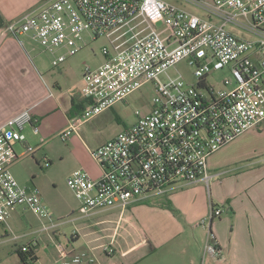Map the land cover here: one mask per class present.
<instances>
[{"label": "built area", "instance_id": "2783aa9c", "mask_svg": "<svg viewBox=\"0 0 264 264\" xmlns=\"http://www.w3.org/2000/svg\"><path fill=\"white\" fill-rule=\"evenodd\" d=\"M178 1L196 12L163 0H46L0 31V37L27 36L50 53L64 48L53 68L87 46L84 33L90 42L108 41L110 47L101 49L103 63L82 71L86 107L69 121L62 141L143 87L155 92L148 113L135 111L133 125L89 152L100 171L97 179L81 170L67 177L83 215L125 209L176 183L208 187L214 177L208 159L264 122V0ZM181 62L193 68L194 84L181 75L168 76ZM214 73L223 75L216 87L208 83ZM27 125L38 134L29 111L0 127V229L18 207L49 218L38 191L20 186L10 172L36 150L22 134ZM17 144L23 146L20 154L13 149ZM42 164L49 167L47 159ZM221 212L211 206L201 223L208 227ZM34 246L19 251L25 254ZM98 248L113 253L112 243ZM95 249L87 247L56 264H96ZM203 250L212 257L221 253L211 233Z\"/></svg>", "mask_w": 264, "mask_h": 264}, {"label": "crops", "instance_id": "0c3cea01", "mask_svg": "<svg viewBox=\"0 0 264 264\" xmlns=\"http://www.w3.org/2000/svg\"><path fill=\"white\" fill-rule=\"evenodd\" d=\"M44 1L0 0V31ZM37 58L24 49L18 37H0V127L29 111L39 128L37 135L32 133L30 125L23 128V131L29 128L30 134L23 131L22 134L26 143L36 150L10 170L21 165L23 182H30L38 191L49 213V218H34L33 221L37 222L35 228L26 216V209L18 207L12 211L0 229V264H23L17 251L29 243H35L31 250L36 264H56L87 247L96 248V264H264V152L255 148L258 145L264 147V135L253 131L256 128L225 146L229 147L231 155L227 162L218 164L214 159L208 164L209 172L214 176L208 187L202 182L176 183L167 186L162 193L152 192L131 201L125 209L96 210L87 215L80 212L79 203L69 189L71 196L66 199L52 193L43 196L36 186L41 184L40 172L46 169V174L52 177L63 160L69 158L67 153L59 154L54 146L49 147V142L58 140L64 152L69 150L66 144L75 145L77 139L91 161L86 160L75 167H81V171L97 179L100 171L89 152L135 123L136 118L124 122L116 110L132 102L134 94L139 91L84 122L76 133L62 141L60 135L69 121L86 107L80 94L82 73L74 81L61 77L67 75L70 67L65 65L66 59L62 64L63 74L53 73L47 78V72H40L41 64ZM55 58L53 56V60ZM103 61L104 58L99 65ZM149 111L150 107L142 112ZM108 120L115 122L113 131L96 144L87 146L78 130L90 122ZM41 128L49 134L54 133L46 142L44 151ZM258 128H264V122ZM13 149L16 154L23 152L21 144ZM43 159L49 161L48 168H41ZM76 170L65 172V181ZM211 206L222 212L207 227L201 222L209 216ZM40 233L42 237L39 238ZM209 233L221 251L219 257L204 253ZM110 243L113 249L110 255L98 248ZM40 250L41 256L36 253Z\"/></svg>", "mask_w": 264, "mask_h": 264}, {"label": "rangeland", "instance_id": "374dc122", "mask_svg": "<svg viewBox=\"0 0 264 264\" xmlns=\"http://www.w3.org/2000/svg\"><path fill=\"white\" fill-rule=\"evenodd\" d=\"M166 3L173 4L175 6L183 7L186 10H189L193 13H195V9L189 6H185L182 3H180L178 0H163ZM83 40L88 43L86 47H84L79 53H77L74 56L68 57L67 62L65 65H69L66 74L61 77L66 78L68 80H76L79 78L80 73H82L83 69L88 66L92 69H94L96 66L100 64V62L103 59V56L101 55V49L103 47L109 48L108 41L103 38H97L94 41H89V35L84 33L82 35ZM18 39L23 44L24 49L32 56V57H38L37 59L40 61L39 70L41 73L47 72L46 77L50 78L53 73L61 75L63 74V65H61L59 68H53L51 65V62L53 60V56L57 57L59 55H63L66 53V50L64 48L58 49L55 53H50L48 51H44L42 47H40L36 42L31 41L27 36H18ZM54 54V55H53ZM43 71V72H42ZM168 76L174 78L178 75H181L184 79V81L188 84H194L196 82L195 78L193 77V68L189 67L187 62H181L178 65H176L173 69L168 70L167 72ZM45 77V79H46ZM223 75L222 73H214L210 79H208V83L210 85H213L216 87L220 80L222 79ZM155 96V92L152 87L145 86L143 87L139 93L134 94L133 101L128 102L127 106H125L122 109L116 110L118 112V116L124 121V122H131L135 116L134 112L139 111L143 113L142 111L145 108H149L151 106V102L153 97ZM82 126V125H81ZM115 128V122L113 120L108 121H98V122H90L89 124H86L84 126V129H79L78 133L80 134L81 139L87 146H92L93 144H96L102 137L105 135L110 134L113 129ZM253 131L262 132L264 135V128H256ZM24 134L28 135L30 134L29 128H25L23 131ZM54 133H47L43 128H41V140L45 141V143L53 136ZM43 145L42 151L46 149L47 143ZM69 148L67 151H62L61 147L59 146L58 140H52L49 142V147L54 146L56 151L59 154L67 153L69 155L68 160H63V162L60 164V167L55 170L52 177H49L46 174V169H43L40 172L41 176V184H36L42 192V195L45 196L48 193L54 194L58 198L66 199L67 197L71 196L70 191L68 190L66 186L65 176L64 173L68 172L73 169L83 170L81 167H75L76 164L82 165V162L84 161H91L89 157L86 156L84 153V150H81V147H83L80 142L76 139V144L73 145L71 143L66 144ZM256 150L259 152H264V147L261 145H258L255 147ZM83 149V148H82ZM229 147H225L221 150H219L217 153L213 154L212 158L208 159V164L213 162L215 159L218 164H221L222 162H227L228 157H231L230 151L228 150ZM41 151V152H42ZM43 164L41 163V168ZM21 168L20 166H15L10 170L11 175L14 176L13 178L16 179V182L22 187H26L27 189H33L32 184L30 182H23L22 178L23 175H21V172L19 170ZM29 179V178H28ZM26 216L30 219L31 225L37 227V222H34V218L37 216L31 213L27 210ZM39 218V217H38ZM41 236V233L39 234V238ZM42 237V236H41ZM35 238H38L37 236ZM40 247H41V241H40ZM1 253V252H0ZM36 253L40 254L41 256V250L36 251Z\"/></svg>", "mask_w": 264, "mask_h": 264}, {"label": "trees", "instance_id": "16d2710c", "mask_svg": "<svg viewBox=\"0 0 264 264\" xmlns=\"http://www.w3.org/2000/svg\"><path fill=\"white\" fill-rule=\"evenodd\" d=\"M17 254H18L20 260L23 262V264H28V262L34 263L37 261L35 255L32 251H29L25 254L21 253L20 251H17Z\"/></svg>", "mask_w": 264, "mask_h": 264}]
</instances>
